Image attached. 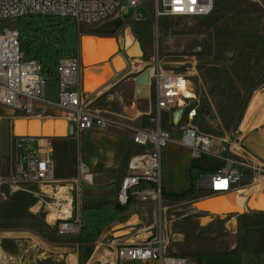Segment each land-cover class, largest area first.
<instances>
[{"label":"rangeland","instance_id":"rangeland-1","mask_svg":"<svg viewBox=\"0 0 264 264\" xmlns=\"http://www.w3.org/2000/svg\"><path fill=\"white\" fill-rule=\"evenodd\" d=\"M120 1L126 3V0ZM103 24L114 27V30L101 32L99 27ZM154 24L147 6L130 9L123 15L122 20H108L94 26L78 24L72 18L59 16L33 15L21 19L0 20V28L19 30L25 54L36 57L42 64L48 98L52 102L56 101L55 91L58 87L55 76L48 74V69H55L63 57L73 54L79 57L83 35L106 34L108 37L114 36L113 39L99 42L92 55L85 54L86 62L90 64L98 59L105 60L113 53L114 47L124 51L126 44L129 47L138 39L144 49L143 57L133 49L131 56L137 58H130L129 65L120 73L127 72L130 82L141 70L137 69L133 62L141 60L144 66L150 61L155 49L159 50L163 63L178 72H185L192 63L195 64V75L191 81L196 95L194 105L198 108L197 125L203 133L213 137L237 133L247 135L250 128L264 122V0H216V8L209 17L161 18L158 28ZM116 65L118 72L125 68L118 62ZM103 68L106 69V65ZM97 77L95 74L90 85ZM86 89L89 87L86 86ZM128 89L125 87V90ZM164 120L165 125L172 124L167 114ZM58 127V134H64L62 127ZM174 130L180 132L179 127ZM75 135L76 132L68 137ZM171 144L165 163L173 167L179 165L178 170L183 173L185 164L179 162L186 160L184 150L179 149L176 141ZM210 161L211 159L204 158L198 164L189 166V177L195 182L203 170L215 168L216 162ZM126 170V166L121 168L122 177ZM177 174L173 173L171 180L174 186L179 184L182 187L185 185V179L181 174ZM191 185L192 181L187 188L183 187L178 192H167L166 195V226L170 235L171 253L197 260L194 255L196 249L205 248L218 254L231 253L237 248L252 255L264 251V212L246 210V201L252 191L247 193L240 187L230 194H238V198L216 199L215 203L229 201L231 205L226 209H218L222 215L213 216L199 214L200 212L194 210L193 206L198 202L195 196L206 195L194 194ZM186 191L188 194L184 197L174 196ZM229 212L233 213L227 214ZM230 219L237 222L235 235L227 226ZM0 223H4L0 228H26L28 231L24 236L0 239L3 258H0V264L132 263L116 258L112 235L104 240L105 245L98 249L94 247L90 257L87 256L88 251L81 256L82 245L78 247V252L72 250L71 245L78 246L85 238L80 234L62 237L58 233V225H49L43 214L32 215L15 211ZM122 234L124 233L119 235Z\"/></svg>","mask_w":264,"mask_h":264},{"label":"built area","instance_id":"built-area-1","mask_svg":"<svg viewBox=\"0 0 264 264\" xmlns=\"http://www.w3.org/2000/svg\"><path fill=\"white\" fill-rule=\"evenodd\" d=\"M259 1V0H255ZM147 6L157 28L161 18L202 19L215 10L216 0H0V20L21 19L27 16H59L72 18L78 24L94 26L108 20H122L130 9ZM140 20L139 18H136ZM18 29L0 28V105L13 109L19 116H34L38 104L62 110L68 126L75 132L116 128L130 133L135 145L146 148L134 153L127 163L118 191V203L128 206L134 201L156 208L154 225L142 228L146 238L136 243L119 244L117 257L128 261H153L154 264H197L185 255L170 254V235L167 230L168 207L163 184L162 150L173 141L175 127L180 128L179 144L189 151L191 162L202 159L216 162L214 169L203 171L193 183L194 194H229L239 187L260 186L264 191V160L252 156L244 148L243 135L226 134L213 137L200 131L197 125L198 108L192 87L195 64L185 72L168 68L155 49L141 72H150V91L155 107L146 113L148 121L142 126L125 115H111L91 108L92 94L81 86V61L77 54L63 57L48 74L57 82L56 101L48 99L45 72L36 57L25 54ZM179 114L177 115V113ZM170 116L171 125L164 124ZM28 139V138H23ZM32 140V139H29ZM46 148H31L23 143L9 178L3 177L0 164V186L15 192L19 185L51 180L55 176L51 142ZM79 179L93 182L88 166L79 162ZM81 214L62 219L58 233L63 237L78 235L83 227ZM140 231V230H137Z\"/></svg>","mask_w":264,"mask_h":264},{"label":"crops","instance_id":"crops-1","mask_svg":"<svg viewBox=\"0 0 264 264\" xmlns=\"http://www.w3.org/2000/svg\"><path fill=\"white\" fill-rule=\"evenodd\" d=\"M113 28L104 24L99 27L103 33L113 31ZM127 46L126 44V48ZM141 47L144 51L142 45ZM79 51L81 86L85 94H92V97H94L91 108L111 115H125L133 118L135 119L134 123L138 126H142L148 121L146 113L152 111L155 107L152 92L150 91L147 97L138 98L135 94V77L132 82H130L127 72L114 77L116 74L110 59H108V64H105L106 69H104V74L107 77L106 81L94 91L86 89L85 69L93 65L83 61L81 44ZM124 59L127 62L125 57ZM94 76L95 74H91L88 77L89 84ZM125 87L129 89L125 90ZM46 91L48 97V88ZM34 116L41 118L43 122L61 116L68 123L67 119L64 118V112L55 106L38 104ZM18 117L21 116L17 115L13 109L0 105V164L3 177L9 178L11 176L14 164L21 154L19 145L26 143L31 148L43 149L48 147V141L51 142V150L54 156L55 176L47 181L20 184L19 189L15 192L8 187L0 186V221L5 219L7 215H12L17 211L32 215L43 214L46 216L49 225L57 226L60 220L73 218L81 214L84 224L80 235L85 239L78 246L76 245L77 247L72 244L71 249L78 252V247L82 245L81 250L83 252L81 256L88 251L87 256L89 257L92 255L94 247L98 249L101 245H105L103 242L110 235L114 238L112 245L116 246L115 255L117 259H119L117 257V246L119 244L136 243L146 238L147 233L141 232V229L154 225L156 208L151 204H143L137 201L128 206H121L118 203V191L123 178L121 168L123 166L127 168L128 160L132 154L145 151L146 148L135 145L130 133L116 128L83 130L76 133L78 138H76V135L72 138L67 136L62 139L40 138L29 140L17 138L14 132V121ZM180 132L174 130L172 135L173 142L176 141L179 149L184 150L186 155V160L179 162V164H185L184 174L178 170L179 165L173 167L171 164L167 163L166 165L165 163L167 151L172 144L169 143L162 150L163 184L166 195L167 192H178L183 187L187 188L191 181V186H193L194 182L192 177H189L190 169L188 167L193 164L189 157V151L179 144ZM243 144L249 154L264 160V122L250 128L247 135H243ZM79 161H83L88 166L93 177L92 183L79 179L77 173ZM206 171L210 170L207 169ZM175 172L181 174L185 179L184 186L180 187L179 184L174 186L171 175ZM13 194L15 195L11 196ZM225 195L227 194L219 196L223 197ZM203 201L201 199L199 202ZM215 212L223 214L219 210ZM199 214L207 215L208 213L200 212ZM227 226L231 233L235 235L237 222L235 223L234 220L230 219ZM119 232L124 234L119 235L121 234ZM27 234L26 228H0V239L20 237ZM116 234L119 236L116 237ZM169 253L176 254L170 251ZM194 255L197 257V264H264V251L252 255L250 252L238 250L237 248L236 251L231 253L218 254L204 248L203 250L196 249ZM77 260L79 261L78 258ZM119 260L132 262L131 264H154L153 261Z\"/></svg>","mask_w":264,"mask_h":264},{"label":"water","instance_id":"water-1","mask_svg":"<svg viewBox=\"0 0 264 264\" xmlns=\"http://www.w3.org/2000/svg\"><path fill=\"white\" fill-rule=\"evenodd\" d=\"M94 37L99 38H108L106 34L94 35ZM82 42V41H81ZM121 46V44H120ZM82 48V45H81ZM136 49L138 55L143 57L144 51L142 50L141 43L138 39H135L132 45L127 47L124 51L120 50L110 56V60L114 65L115 74L118 75L125 71L127 66L129 65V59H136V56H131L132 50ZM123 53V54H122ZM127 59H124V57ZM122 58L124 61V70L118 72V67L116 62H118V58ZM121 66V64H120ZM134 82L136 85L135 94L138 98L147 97L150 93V72L148 69H145L138 73ZM36 108V107H35ZM179 112L177 113V115ZM62 127V135L58 134L59 127ZM14 132L17 138H28V139H62L69 135H73L75 132L74 126L66 123V120L61 116L56 119H47L45 122L41 120V118L37 116H21L15 119L14 121ZM219 195H210L206 197V200L203 202H195L194 210L197 212H205L213 216L222 215L217 214L215 211H218V206L215 203V200L218 199ZM247 210L255 211V212H264V193H259L257 196L252 194L247 200ZM212 213V214H211ZM233 213V212H230ZM227 213V214H230ZM226 214V215H227Z\"/></svg>","mask_w":264,"mask_h":264},{"label":"bare ground","instance_id":"bare-ground-1","mask_svg":"<svg viewBox=\"0 0 264 264\" xmlns=\"http://www.w3.org/2000/svg\"><path fill=\"white\" fill-rule=\"evenodd\" d=\"M89 36V37H88ZM94 35H86V36H82L81 38V41H80V44L82 45V48H81V53H83V61L85 63L86 62V58H85V54L87 55H92L98 48V43L99 42H102L106 39H113V37H108V38H97V37H92ZM117 51H119V49L117 47H114L113 49V53H111L107 60H95L93 62H91L90 64H92L93 66H90L89 68H86L85 69V82H86V86L89 87V89L91 91H94L97 87H99L101 84H103V82L106 80V75L104 74V68L103 66H105V64L107 63L108 59L110 58L111 55H113L114 53H116ZM85 52V53H84ZM124 60L122 58H118V63L121 64V66H124ZM135 63V67L137 69H140L142 64H141V60H136L135 62H133V64ZM108 64V63H107ZM91 74H97L98 77L97 79L95 80V82L90 85L88 83V77L91 75ZM248 122V121H246ZM245 122V123H246ZM245 125V124H244ZM247 128V127H246ZM240 188V187H239ZM238 188V189H239ZM243 189H245L246 191L245 192H250L252 191V194H255L256 196L260 193V192H263V191H260L262 190V188L260 186H252V187H248V188H245L243 187ZM234 192V191H233ZM231 192V193H233ZM231 193L223 196L225 200H231L233 197H236L238 198L239 195L238 194H233V195H230ZM251 194V195H252ZM197 197L196 199L198 200V202L203 199V198H206L207 196H195ZM223 197H219L218 199H222ZM248 200V199H247ZM242 203V202H241ZM229 204L231 205V203H229V201H225V202H222V203H219L217 202L216 205L218 206V209L222 210V209H226ZM246 207H247V201H246ZM247 210V209H246ZM121 233V232H119ZM118 234V233H117ZM116 234V235H117ZM118 236V235H117ZM2 250L0 249V258H2V254H1ZM10 260V259H9ZM7 264V263H6Z\"/></svg>","mask_w":264,"mask_h":264},{"label":"trees","instance_id":"trees-1","mask_svg":"<svg viewBox=\"0 0 264 264\" xmlns=\"http://www.w3.org/2000/svg\"><path fill=\"white\" fill-rule=\"evenodd\" d=\"M188 194V192L180 193V194H175V197H184ZM4 226V223H0V227Z\"/></svg>","mask_w":264,"mask_h":264}]
</instances>
